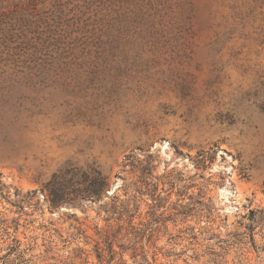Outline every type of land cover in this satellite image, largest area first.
Segmentation results:
<instances>
[{"label": "rangeland", "instance_id": "374dc122", "mask_svg": "<svg viewBox=\"0 0 264 264\" xmlns=\"http://www.w3.org/2000/svg\"><path fill=\"white\" fill-rule=\"evenodd\" d=\"M0 27V264H99L108 233L127 264H264V0H0ZM74 167L103 197L52 206Z\"/></svg>", "mask_w": 264, "mask_h": 264}, {"label": "trees", "instance_id": "16d2710c", "mask_svg": "<svg viewBox=\"0 0 264 264\" xmlns=\"http://www.w3.org/2000/svg\"><path fill=\"white\" fill-rule=\"evenodd\" d=\"M11 29H15V25L11 26ZM5 29L0 27V34H5ZM5 37H0V46L10 47L15 44V33L13 30H8ZM10 35V38H8ZM55 44V43H54ZM59 42V47L61 46ZM21 46V45H17ZM49 46L42 47L41 50H47ZM63 53H67L68 50L63 49ZM70 177L67 174L60 173L55 174L52 181L49 183L50 187V200L54 207L61 204H77L81 200H92L103 197L105 190L108 186V179L97 167H91L89 169L74 167L71 171ZM128 212V211H127ZM133 215V214H132ZM115 233H108L102 236V243L96 245V256L99 264H113L116 260L117 255L120 254L118 264H127L124 260L123 252L126 250L124 245H119L122 252H117L115 250ZM19 240L14 239L13 244L9 246L8 254L4 256L6 258L5 264H21L27 261L25 258L27 251L22 249ZM147 263L143 260L142 263Z\"/></svg>", "mask_w": 264, "mask_h": 264}]
</instances>
